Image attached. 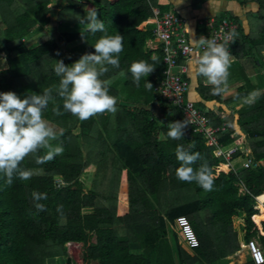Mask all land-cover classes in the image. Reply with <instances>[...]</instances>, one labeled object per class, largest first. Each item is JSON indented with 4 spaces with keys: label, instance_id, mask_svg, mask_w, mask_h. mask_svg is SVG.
<instances>
[{
    "label": "trees",
    "instance_id": "1",
    "mask_svg": "<svg viewBox=\"0 0 264 264\" xmlns=\"http://www.w3.org/2000/svg\"><path fill=\"white\" fill-rule=\"evenodd\" d=\"M88 1L95 4L108 34L124 36L120 67H109L103 77L112 80L109 94L118 98L117 111L80 121L67 112L54 115L51 106L46 110L45 118L64 130L53 141V146L62 145L64 151L44 164L36 163V155L26 157L21 167L33 170L29 180L16 178L8 186L0 173V264H75L67 248L71 243L83 244V264H215L239 250L234 218L241 212L246 239L259 236L264 246V215L260 213L264 209V95L232 113H217L207 106L215 101L223 110L222 103L242 101L253 90L264 93V0H224L236 2L242 13L229 11L215 18L228 17L238 25L231 43V67L238 63L244 83L226 100L215 95L211 85L200 83L201 99L195 102L210 124L225 125L226 130L219 133L224 150L237 146L234 158H251L249 167L229 172L217 171L225 158L214 155L193 124L188 122L180 140L167 136L168 123L186 118L179 107L155 95L164 78V50L148 47L154 34L144 24L153 21L154 8L166 13L171 4L167 0ZM87 12V3L70 0L56 14V23L70 29L60 32L52 24L51 0H0V57H6L0 67V92L13 91L21 97L42 93L59 82L56 61L71 65L81 55L94 53L93 46L104 33L85 31L80 20ZM45 25H51L49 33L38 45L28 47L26 39L42 32ZM204 31L199 25L196 34ZM152 57L157 58L155 71L136 86L131 64L141 59L153 63ZM250 72L262 73L258 83L249 79ZM184 78L190 82L187 75ZM146 80L152 83L151 90L145 87ZM77 127L79 134L73 135ZM178 145L207 160L214 176L213 191L177 179ZM92 167L95 179L86 191L85 175ZM107 176V188H103L99 183ZM57 178L66 183L64 188L57 186ZM242 186L245 193H241ZM33 191L47 193L48 198L40 201L46 211L36 210ZM180 216L191 221L199 248L191 249L186 243L177 225Z\"/></svg>",
    "mask_w": 264,
    "mask_h": 264
},
{
    "label": "clouds",
    "instance_id": "2",
    "mask_svg": "<svg viewBox=\"0 0 264 264\" xmlns=\"http://www.w3.org/2000/svg\"><path fill=\"white\" fill-rule=\"evenodd\" d=\"M183 0H177V5ZM210 4V0H209ZM85 25V31L95 35L104 33L95 42L93 52H87L71 65H65L63 60H58L54 72L59 77L57 85L45 87L42 93H32L21 97L13 91L0 92V173L5 178L8 186L14 179L29 180L32 169L22 168L21 164L29 155H36V163L44 164L61 155L63 146H53L52 141L63 136L64 130L59 132L54 125L45 118L46 110L56 116L65 112L71 113L80 121H86L98 114L115 113L118 98L110 95L111 79H103L109 67H120V54L124 50V36L117 33H107L104 22L98 18L96 8H88L86 16L80 20ZM82 37L83 34L81 33ZM235 31L228 32L223 42L200 36L194 39V44L203 51L196 60L195 71L206 79L212 86L215 95H222L228 91V78L230 75L232 55L229 52L230 42L235 41ZM57 55L60 53L57 51ZM70 58V57H69ZM147 60L134 61L130 66L133 83L140 85L142 77H148L155 71L156 57ZM6 62V57L4 58ZM123 75V73H121ZM145 87L151 90V82L145 81ZM261 95L259 89L248 93L244 103L254 104ZM61 102L62 109L61 111ZM162 123V122H161ZM188 121L177 120L168 123L167 136L173 140H180L185 135ZM80 129L73 130V135H78ZM46 150L43 156L38 153ZM176 158L180 166L176 169V177L182 182H196L205 191L214 190V176L206 159L199 152H189L183 145L176 148ZM197 161H203L198 167H193ZM35 208L38 212L46 211V205L40 203L46 200L47 193L32 192ZM58 207L57 211H61Z\"/></svg>",
    "mask_w": 264,
    "mask_h": 264
},
{
    "label": "built area",
    "instance_id": "3",
    "mask_svg": "<svg viewBox=\"0 0 264 264\" xmlns=\"http://www.w3.org/2000/svg\"><path fill=\"white\" fill-rule=\"evenodd\" d=\"M77 1L88 3V0ZM153 13L154 19L151 21L154 24L152 29L153 40L164 50L163 62L165 65L164 78L156 87L155 95L167 101L168 104L179 107L188 122L195 126V131L203 134L206 144L213 147L214 155L225 158V162L218 164L217 171L228 172L232 169H238L233 165L236 159L244 161L240 166L249 167L251 163L250 157L240 156L234 158V154L238 151L237 146L224 150L220 142L219 133L226 130L225 125L216 127L209 123L206 115L189 98L190 83L184 78L188 72V63L193 62L196 66V60L203 51L202 48L196 47L194 39L198 40L200 36H204L220 43L223 42V38L228 32L236 31L238 25L228 17L220 21L214 17L203 19L199 22V25H202L205 31L199 36L192 37L188 19L185 16L178 15L173 11L162 13L157 8L153 9ZM231 43L229 44V52L232 55L231 62H233L234 56L231 51ZM181 60L183 61L181 62ZM247 151L251 153L249 148H247ZM222 163H226L229 166L228 171L220 168ZM56 184L59 188L66 186V183L61 178L56 179ZM241 193H245L244 186L241 188ZM177 225L182 229L185 241L191 249H197L201 246L200 239L187 217H178ZM247 249L254 264H264V250L255 239L247 242Z\"/></svg>",
    "mask_w": 264,
    "mask_h": 264
},
{
    "label": "crops",
    "instance_id": "4",
    "mask_svg": "<svg viewBox=\"0 0 264 264\" xmlns=\"http://www.w3.org/2000/svg\"><path fill=\"white\" fill-rule=\"evenodd\" d=\"M70 0H51L52 3V14L54 15V19L52 21V24L54 27H58V30L60 32H64V31H69L70 29L68 27H62V25L60 23H56V19L57 18V13L59 11H61L65 6H67L69 4ZM166 1H164L165 3ZM168 3L171 4V11H176L178 13H180L181 15L185 16L188 19V24L190 26V33L192 37L197 36L196 34V30L199 26V22L203 19H208V18H215L218 17L226 12H232L234 14H242L241 13V9L239 8V6L237 5L236 2H226L224 0H210V4H209V0L201 3V4H197L196 1L194 0H183L182 4L177 5V0H167ZM87 8H96L95 4L93 2H89L87 3ZM241 17H243V19H245L244 17H246V15H242ZM246 22V21H245ZM51 25H45L44 27V31L45 29H50ZM154 27V24L152 22H147L144 24V28L146 31H151ZM73 28V27H71ZM63 29V30H62ZM34 44V42L32 43ZM38 45V44H36ZM148 47L150 49H157L159 47V44L156 43L154 40H150L147 43ZM33 46V45H32ZM232 67L230 66L229 71L230 72H237L239 65L237 63V65H235V63H232ZM249 74V79L251 80L252 77H254L256 74L255 73H247ZM187 76L190 80V92H189V98L196 102L199 101L201 99V95L198 92L199 89V84L203 83L204 85H209L206 82V79L202 76H199L196 71H195V65L193 62L188 63V72H187ZM239 77L241 78V75H239ZM235 80L232 78V76L229 75L228 78V91L225 92L224 94H222L223 99H229L232 98L234 96V94L236 93V90L238 88V86L240 87L241 85H243L242 83H244V81H239ZM252 81V80H251ZM253 83V82H252ZM232 94V95H231ZM224 109L222 110L221 106L219 104H217V102L215 101H209L207 102V106L210 108H213L214 111H216L217 113H224V112H229L228 111V107L230 105L228 104H224L222 103ZM156 126H159V124H157ZM222 164H226V163H222ZM221 164V165H222ZM220 165V168L222 169ZM227 165V164H226ZM235 168H239V160L235 161L233 163ZM228 169L229 166L227 165ZM228 169L226 171H228ZM223 170V169H222ZM229 172V171H228ZM256 209H258V207H256ZM260 210V209H258ZM262 210L264 211V209L262 208ZM261 213V211H260ZM264 220V219H263ZM246 223H245V214L244 213H240L237 217L234 218V231L237 233L238 236V244H239V250L232 254L227 256L224 260L220 261V262H216L215 264H246L248 261H252L250 258V255L248 253V249H247V242L251 239H255L259 245L262 247V249L264 250V246L260 240V237L255 238V236H253L252 238H250L249 240L246 239ZM95 241V240H94ZM71 244H75V243H71ZM83 247V244H81ZM80 262L78 261V264H83V259L82 257H80ZM253 262V261H252Z\"/></svg>",
    "mask_w": 264,
    "mask_h": 264
},
{
    "label": "rangeland",
    "instance_id": "5",
    "mask_svg": "<svg viewBox=\"0 0 264 264\" xmlns=\"http://www.w3.org/2000/svg\"><path fill=\"white\" fill-rule=\"evenodd\" d=\"M48 33H49V30L48 29H45V31L43 30L42 32H36V33L32 34L29 38H27L26 41H25V43L27 44L28 47H34V46H36V44L39 43V41L41 40V38L44 37ZM33 42H34V44H32ZM3 66H4V59H3V57H0V67H3ZM255 74L256 75L254 77H252L251 80H252L253 83L256 84V83H258V81H260V77H262V76H260V74H262V73L261 72H257ZM230 76H232V78L235 79V80L241 79L239 77L238 72H230ZM239 81H242V80H239ZM262 82H263V79H262ZM263 90H264V85H262V91ZM244 104H245L244 103V100L237 101L235 103H232L228 107V111L232 113L236 109L241 108V106H243ZM157 124H159V123H157ZM54 127L59 132L60 129L58 127H56L55 125H54ZM52 144H53V141H52ZM54 146H59V145H54ZM237 160H239V165L244 162L242 159H236V161ZM233 161H235V160H233ZM227 169H228V167H227ZM95 174H96V168L95 167H92L91 170L86 173V175H85V177H86V191L88 189H91V186H92L93 181L95 179L94 178L95 177ZM108 180H109V177L107 176L99 184L103 185V188H107ZM262 213H263V210L261 208V214ZM255 238L258 239L257 236H255ZM67 248H68V253H69V256L71 257V259L74 261L75 264H78V261L79 262L81 261L80 260V257H83L84 248L82 247V245L81 244H76V243L75 244H68L67 245Z\"/></svg>",
    "mask_w": 264,
    "mask_h": 264
},
{
    "label": "bare ground",
    "instance_id": "6",
    "mask_svg": "<svg viewBox=\"0 0 264 264\" xmlns=\"http://www.w3.org/2000/svg\"><path fill=\"white\" fill-rule=\"evenodd\" d=\"M221 167H222L223 170H227V165L226 164H222ZM263 215H264V211H263Z\"/></svg>",
    "mask_w": 264,
    "mask_h": 264
},
{
    "label": "water",
    "instance_id": "7",
    "mask_svg": "<svg viewBox=\"0 0 264 264\" xmlns=\"http://www.w3.org/2000/svg\"><path fill=\"white\" fill-rule=\"evenodd\" d=\"M257 200H258V198H257Z\"/></svg>",
    "mask_w": 264,
    "mask_h": 264
}]
</instances>
